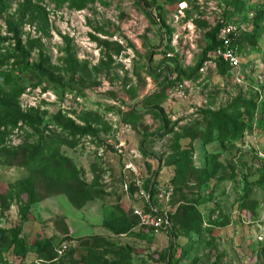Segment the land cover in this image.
<instances>
[{"label":"rangeland","instance_id":"1","mask_svg":"<svg viewBox=\"0 0 264 264\" xmlns=\"http://www.w3.org/2000/svg\"><path fill=\"white\" fill-rule=\"evenodd\" d=\"M0 100V264H264V0H0Z\"/></svg>","mask_w":264,"mask_h":264},{"label":"trees","instance_id":"2","mask_svg":"<svg viewBox=\"0 0 264 264\" xmlns=\"http://www.w3.org/2000/svg\"><path fill=\"white\" fill-rule=\"evenodd\" d=\"M217 34H218V29H215L211 34L208 35L210 38H212V41L214 43H212V45L205 50L203 58H202V64L207 61L206 57H208V54L211 51L214 52L218 48H222V49L227 48V45L222 40H217L218 39ZM233 37L234 36H232V35L230 36V43H229L228 47L233 49L235 52L238 53L239 52L238 43H240V41L234 43ZM236 46H237V48H236ZM218 63L221 66H225V65L229 66V64L227 62H224L221 59H218ZM17 94H20V92H17ZM0 102L5 104L7 101H5V100L1 101L0 100ZM5 125H10L12 128H15V127H17V122L14 118H11V117L8 118L7 116L2 117V119L0 118V126H5ZM78 132L83 133V131H81V130H78ZM70 200L73 202V204L76 205L77 208H83V204L78 203L76 200L74 201L72 198ZM124 219H125L124 216L122 217V215H117L116 212H114V213L112 212L110 215L105 216L103 226L106 227L107 230L113 232V234L117 235L120 233L119 226L123 225V227H124V225H126V221ZM116 224H118V226ZM92 243L94 245V246L92 245V247L91 246H79V247L70 248L69 250L67 249L62 255L63 256L67 255L68 256L67 261L70 262V260L73 261V259L77 255V252L79 251V253H81V254L77 259H75V263H76V261L79 260L80 262L82 261V263H84V264H102V263L104 264L105 260L102 259V256H104L106 254V251H104V248L108 247V246L114 247L116 244L114 242H111L108 239V237H105V236H95ZM85 253H86V256H85ZM56 254L58 255L57 250H56ZM69 255H70V257H69ZM117 259L118 258H113L112 264H119ZM60 260H62V259L54 260L53 264H60V262H59ZM62 261L65 262V260H62Z\"/></svg>","mask_w":264,"mask_h":264},{"label":"built area","instance_id":"3","mask_svg":"<svg viewBox=\"0 0 264 264\" xmlns=\"http://www.w3.org/2000/svg\"><path fill=\"white\" fill-rule=\"evenodd\" d=\"M231 35H237L236 28L232 25L224 26L221 30V35L219 39L227 45V48H218L213 53L215 57H218L219 59L223 60L224 62H227L231 66L236 67L240 64V58L233 49L228 47ZM136 213L141 218L143 224L149 225L155 230H161L164 227L167 228L170 226L168 215L161 214L160 211L154 209L152 206L149 213H145L144 211H137ZM66 250L67 245H64L59 249L58 252L60 254H63Z\"/></svg>","mask_w":264,"mask_h":264},{"label":"crops","instance_id":"4","mask_svg":"<svg viewBox=\"0 0 264 264\" xmlns=\"http://www.w3.org/2000/svg\"><path fill=\"white\" fill-rule=\"evenodd\" d=\"M103 219V218H102ZM92 236H94V235H92Z\"/></svg>","mask_w":264,"mask_h":264}]
</instances>
